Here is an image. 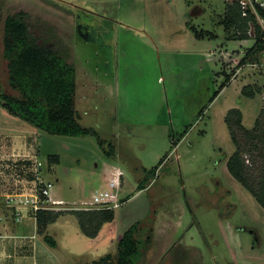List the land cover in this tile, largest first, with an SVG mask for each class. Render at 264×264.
I'll return each mask as SVG.
<instances>
[{
	"label": "rangeland",
	"instance_id": "rangeland-1",
	"mask_svg": "<svg viewBox=\"0 0 264 264\" xmlns=\"http://www.w3.org/2000/svg\"><path fill=\"white\" fill-rule=\"evenodd\" d=\"M228 2L0 0L2 20L21 14L41 44L75 66L79 121L96 131L65 136L41 130L38 148L43 171L50 169L51 196L83 208L106 184V165L118 167L124 186L121 177L117 192L130 199L116 207V225L122 236L139 222L135 264H264V208L227 168L235 145L225 122L228 110L238 107L245 125L253 126L264 94L242 96L240 77L264 83V52L241 63L254 40L227 38L221 20ZM192 26L217 36L197 38ZM223 68L239 78L211 102L225 79ZM8 76L0 39V78L18 95ZM109 143L117 150L111 158ZM51 154L59 162H50ZM7 163L6 170L23 171L20 160ZM157 165L144 183L151 187L139 192ZM95 255L90 260L105 254Z\"/></svg>",
	"mask_w": 264,
	"mask_h": 264
},
{
	"label": "trees",
	"instance_id": "trees-1",
	"mask_svg": "<svg viewBox=\"0 0 264 264\" xmlns=\"http://www.w3.org/2000/svg\"><path fill=\"white\" fill-rule=\"evenodd\" d=\"M227 11L221 23L224 30L230 32V40H243L252 38V46L248 47L241 63H246L248 58L259 56L264 52V37L261 26L253 15H242L238 0L227 4ZM21 14L8 15L2 20L0 14V39L4 43V57L8 60L9 76L8 85L19 91L18 95L7 91L0 78V105L9 113L19 116L37 128L50 134L65 136H81L96 134L91 127L83 126L79 121L76 108V69L65 58L52 48L39 42L30 31L29 25ZM3 22V31L1 24ZM253 26V35L249 30ZM78 28L80 26L78 25ZM197 38L217 35L208 30H198L192 26ZM2 36V38H1ZM220 72L225 79L211 97L212 102L221 90L230 83L232 75L223 68ZM263 85L258 83L246 84L241 89L244 97L255 98L263 93ZM203 112V111H202ZM225 122L230 130L231 138L235 145L234 152L227 160L229 172L256 198L264 208V102L259 109L253 126L247 127L241 108L234 107L228 110ZM187 129L184 131L186 134ZM101 146L105 145L100 140ZM177 145V144H175ZM116 147L108 144L106 155L110 158L116 155ZM58 155H49V161L59 162ZM163 160L160 161L159 165ZM158 165L149 170V175L139 183L142 188L148 183L151 176H155ZM130 196L121 198L125 202ZM63 210L41 209L35 214L38 229L43 232L47 223L55 220ZM81 227L82 232L88 237H95L102 226L115 219L114 207L85 209L79 208L72 211ZM139 222L130 226L122 235L117 245V253H107L99 259L86 264H135L139 256L140 241L135 234ZM45 240L51 245H56L55 240L45 235Z\"/></svg>",
	"mask_w": 264,
	"mask_h": 264
},
{
	"label": "crops",
	"instance_id": "crops-1",
	"mask_svg": "<svg viewBox=\"0 0 264 264\" xmlns=\"http://www.w3.org/2000/svg\"><path fill=\"white\" fill-rule=\"evenodd\" d=\"M243 40L246 41L247 39ZM239 41L241 40L239 39ZM260 64L263 65L264 60H260ZM239 69L241 70L242 66ZM236 77L233 75L230 83L225 87L232 85L239 78ZM248 80L240 77V92L244 85L254 82L264 87V83L261 84L257 81V76H254L250 82ZM258 97L260 95L255 98ZM263 102L264 100L261 99L259 109ZM41 134V129L19 116L9 113L0 105V264L90 263L93 261L90 259L97 256L95 254H107L114 247H117L118 241L122 237L116 225L117 215L112 222L102 226L97 236L88 237L82 232L79 221L72 212L76 208L64 206L67 202L63 198L51 196L53 200L63 201L64 204L55 205L58 207L56 210H63V212L55 220L48 222L44 231L40 232L37 218L32 211L22 208V214L16 215V208L10 207L6 201L5 196L15 192L34 193L37 176L46 180V176L50 173V169L46 172L42 168L41 151L38 148V137ZM18 160L23 164V171L14 173L11 169H5V166L9 164L8 161L16 162ZM37 170L38 175H36ZM118 170L120 169L113 164L106 165L102 175L104 183L113 178ZM122 178L124 186V173ZM150 184L148 186L144 184L142 188L138 187L137 190L143 192V190L151 187ZM89 200L85 199L83 203ZM70 217L75 219H69ZM45 235L51 236L56 245L48 243L44 238Z\"/></svg>",
	"mask_w": 264,
	"mask_h": 264
},
{
	"label": "built area",
	"instance_id": "built-area-1",
	"mask_svg": "<svg viewBox=\"0 0 264 264\" xmlns=\"http://www.w3.org/2000/svg\"><path fill=\"white\" fill-rule=\"evenodd\" d=\"M238 3L242 10V15L247 17L253 15L256 22L261 26L262 34L264 37V0H238ZM253 32V26L249 30L250 35ZM122 172L117 171L113 178L101 188L95 190L89 201L84 202L85 209L94 208H109L118 207L121 202V198L118 194L120 189ZM37 185L34 193L25 194L15 192L8 195L7 202H10L12 206L16 208V215L22 214V208H27L36 214L41 209L56 210L58 207L55 205L64 204L63 201L53 200L51 197V182H46L43 178L37 176ZM88 205V206H86Z\"/></svg>",
	"mask_w": 264,
	"mask_h": 264
}]
</instances>
